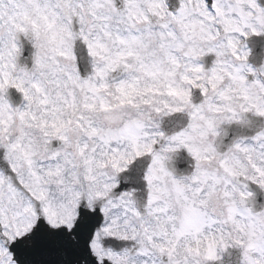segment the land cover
<instances>
[{
  "label": "snow or ice",
  "instance_id": "1",
  "mask_svg": "<svg viewBox=\"0 0 264 264\" xmlns=\"http://www.w3.org/2000/svg\"><path fill=\"white\" fill-rule=\"evenodd\" d=\"M0 264H264V0H0Z\"/></svg>",
  "mask_w": 264,
  "mask_h": 264
}]
</instances>
